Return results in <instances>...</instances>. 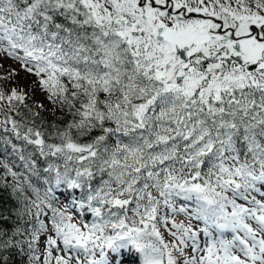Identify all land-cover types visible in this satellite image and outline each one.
Returning <instances> with one entry per match:
<instances>
[{
	"label": "snow or ice",
	"instance_id": "obj_1",
	"mask_svg": "<svg viewBox=\"0 0 264 264\" xmlns=\"http://www.w3.org/2000/svg\"><path fill=\"white\" fill-rule=\"evenodd\" d=\"M0 154V264H264V0H0Z\"/></svg>",
	"mask_w": 264,
	"mask_h": 264
},
{
	"label": "trees",
	"instance_id": "obj_2",
	"mask_svg": "<svg viewBox=\"0 0 264 264\" xmlns=\"http://www.w3.org/2000/svg\"><path fill=\"white\" fill-rule=\"evenodd\" d=\"M8 64H12L11 61L6 62V67ZM13 67H18V65H14ZM35 79V77L32 76H26L25 73L21 72L20 76L17 78V82L21 85H23L26 89H29L32 86V81ZM37 94H41L39 92V89H37L36 95L33 97V99L37 100H43V98H40ZM45 104H48V102L45 100L43 101ZM31 104V101H29ZM48 107H51L50 104H48ZM45 118L49 122H55L58 117H54L51 112L44 113ZM45 127H48V125H45ZM11 149H9V152ZM0 159H4L6 162L10 163L13 166V170L15 171H24L21 162L14 156L9 155L7 157L0 154ZM40 165V175L39 176H31V182L34 186L40 189L41 194H43L44 188L47 187V185L44 184V177L47 175L43 173V167H45V163L43 160L39 161ZM3 177V169H0V178ZM10 180V178H9ZM0 182H7V181H0ZM31 195V193H29ZM59 199H63V197H60ZM19 207L18 202L13 196V194L10 192V190L0 186V214H2L4 217L7 218V223L3 225V227L9 231V234H11V231L15 228L16 225V212L17 208ZM27 219V218H25ZM9 257V264H19V262L22 259V255H14V254H7Z\"/></svg>",
	"mask_w": 264,
	"mask_h": 264
},
{
	"label": "rangeland",
	"instance_id": "obj_3",
	"mask_svg": "<svg viewBox=\"0 0 264 264\" xmlns=\"http://www.w3.org/2000/svg\"><path fill=\"white\" fill-rule=\"evenodd\" d=\"M40 98H43V95L42 94H37Z\"/></svg>",
	"mask_w": 264,
	"mask_h": 264
}]
</instances>
